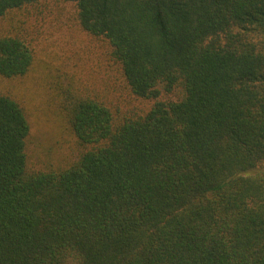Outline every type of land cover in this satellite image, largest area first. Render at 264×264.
<instances>
[{
    "label": "trees",
    "instance_id": "obj_1",
    "mask_svg": "<svg viewBox=\"0 0 264 264\" xmlns=\"http://www.w3.org/2000/svg\"><path fill=\"white\" fill-rule=\"evenodd\" d=\"M56 3L104 42L105 93L47 82L71 144L46 163L0 89V264H264V0H0L1 80Z\"/></svg>",
    "mask_w": 264,
    "mask_h": 264
},
{
    "label": "rangeland",
    "instance_id": "obj_2",
    "mask_svg": "<svg viewBox=\"0 0 264 264\" xmlns=\"http://www.w3.org/2000/svg\"><path fill=\"white\" fill-rule=\"evenodd\" d=\"M56 5L44 19L33 18L24 26L26 33L35 37V59L30 72L14 80L0 79V89H16L26 102L30 122L28 143L33 155H40L46 163L56 162L59 156L68 153L71 144L70 137H66L65 143L56 131L57 123L46 109L47 104L50 106V97L53 102L47 82L58 76L57 73H68L75 85L105 93L106 67L104 62H99L105 50L104 42L76 26L73 4Z\"/></svg>",
    "mask_w": 264,
    "mask_h": 264
}]
</instances>
